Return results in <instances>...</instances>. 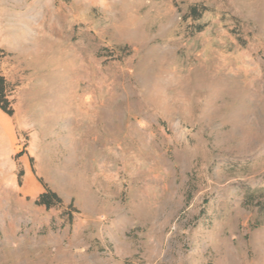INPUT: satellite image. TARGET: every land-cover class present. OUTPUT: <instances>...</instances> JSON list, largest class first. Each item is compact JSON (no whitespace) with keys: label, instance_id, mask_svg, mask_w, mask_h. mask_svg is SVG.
<instances>
[{"label":"rangeland","instance_id":"rangeland-1","mask_svg":"<svg viewBox=\"0 0 264 264\" xmlns=\"http://www.w3.org/2000/svg\"><path fill=\"white\" fill-rule=\"evenodd\" d=\"M0 73V264H264V0H0Z\"/></svg>","mask_w":264,"mask_h":264},{"label":"trees","instance_id":"trees-1","mask_svg":"<svg viewBox=\"0 0 264 264\" xmlns=\"http://www.w3.org/2000/svg\"><path fill=\"white\" fill-rule=\"evenodd\" d=\"M197 9H192V14L196 17ZM8 86L9 83L7 82L6 78L1 75L0 73V109L7 113L8 115L13 114V110L9 109L10 102L8 100ZM35 203L39 206L45 207L47 210L52 208L58 207L62 204V199L60 196L45 186L44 192L39 194ZM253 199H249L248 204H252ZM69 219H72V215L69 214Z\"/></svg>","mask_w":264,"mask_h":264}]
</instances>
